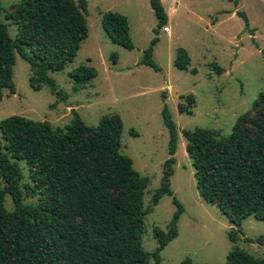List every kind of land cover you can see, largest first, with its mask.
<instances>
[{"label":"trees","instance_id":"16d2710c","mask_svg":"<svg viewBox=\"0 0 264 264\" xmlns=\"http://www.w3.org/2000/svg\"><path fill=\"white\" fill-rule=\"evenodd\" d=\"M150 6L157 34L168 16L161 0H150ZM1 9L0 4V15ZM85 12V0H20L12 6L6 18L17 27L14 38L0 19V100L3 89L15 92V53L28 62L33 87L46 84L52 92H62L49 73L62 71L76 56L88 35ZM237 14L251 32L246 14ZM101 25L112 42L133 49L124 15L105 11ZM157 40V36L150 40L141 59L154 70H159L152 58ZM111 58L115 61V55ZM189 63L186 49L178 48L174 66L186 70ZM210 66L222 71L216 64ZM96 74L95 68L85 64L68 72L75 91ZM165 97L162 92L168 157L151 197L155 205L163 195H170L176 209L166 231L153 228L158 243L153 252L142 245L150 210L144 206L148 178L120 151V115L104 114L96 126H89L73 110L63 128L16 114L0 120V264H148L151 257L160 261V251L178 234L177 222L183 213L170 187L178 134ZM188 103H193L192 94L187 96ZM178 110L191 112L184 103L178 104ZM182 135L200 197L215 204L231 224L227 237L233 246L223 264H264V259L237 244L245 217L253 215L264 222V92L238 116L227 137L218 138L217 131L201 128L183 129ZM18 161L28 168L30 180L23 186ZM22 187L36 197L34 203L23 201ZM6 194L12 210L5 207ZM244 238L264 247V234ZM179 264L195 263L187 257Z\"/></svg>","mask_w":264,"mask_h":264},{"label":"rangeland","instance_id":"374dc122","mask_svg":"<svg viewBox=\"0 0 264 264\" xmlns=\"http://www.w3.org/2000/svg\"><path fill=\"white\" fill-rule=\"evenodd\" d=\"M19 1L0 0V19L13 38L17 27L6 13ZM85 1L88 35L62 71L49 73L62 92L56 94L46 84L33 87L28 62L15 53V92L3 89L0 120L16 114L63 128L73 110L89 126H96L104 114L120 115V151L131 158L135 170L148 178L144 206L150 210L145 217L142 245L153 252L158 245L153 228L166 231L176 209L170 195H163L155 205L151 197L160 184L163 162L168 157V130L161 116L163 92L178 134L170 187L183 213L177 222L178 234L160 251V261L151 257L148 264H179L187 257L195 264H223L233 246L227 237L231 224L215 204L200 197L182 130L211 129L217 131L218 138H225L238 116L246 113L264 92V0H238L236 5L231 0H161L168 21L157 34L153 31L157 20L150 0ZM105 11L119 12L127 18L133 49L107 36L101 25ZM237 11L246 14L251 32ZM154 36L158 40L152 58L159 70L141 63ZM178 48L186 49L190 57L186 70L173 64ZM211 63L222 71L218 73ZM81 64L92 66L97 74L75 91L68 72ZM190 94L193 103L187 104ZM179 103L187 105L191 112H179ZM18 164L23 186L30 180L28 168L24 161ZM22 190L25 203L36 201L24 187ZM5 207L13 209L8 194ZM241 229L239 247L264 259V247L244 238L263 235L264 222L249 215L242 220Z\"/></svg>","mask_w":264,"mask_h":264},{"label":"built area","instance_id":"2783aa9c","mask_svg":"<svg viewBox=\"0 0 264 264\" xmlns=\"http://www.w3.org/2000/svg\"><path fill=\"white\" fill-rule=\"evenodd\" d=\"M168 29H169L168 27H164V31H168Z\"/></svg>","mask_w":264,"mask_h":264}]
</instances>
